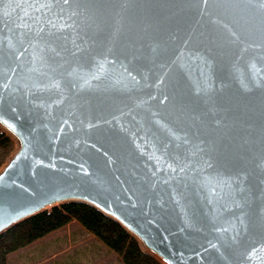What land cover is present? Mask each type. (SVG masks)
I'll list each match as a JSON object with an SVG mask.
<instances>
[{
	"label": "water",
	"instance_id": "water-1",
	"mask_svg": "<svg viewBox=\"0 0 264 264\" xmlns=\"http://www.w3.org/2000/svg\"><path fill=\"white\" fill-rule=\"evenodd\" d=\"M224 2L0 0V232L78 200L161 264H264V39Z\"/></svg>",
	"mask_w": 264,
	"mask_h": 264
},
{
	"label": "trees",
	"instance_id": "trees-1",
	"mask_svg": "<svg viewBox=\"0 0 264 264\" xmlns=\"http://www.w3.org/2000/svg\"><path fill=\"white\" fill-rule=\"evenodd\" d=\"M15 148L13 139L0 127V165ZM76 220L115 252L123 264H161L143 250L137 239L119 222L95 206L71 200L31 215L0 232V264L9 252Z\"/></svg>",
	"mask_w": 264,
	"mask_h": 264
},
{
	"label": "crops",
	"instance_id": "crops-1",
	"mask_svg": "<svg viewBox=\"0 0 264 264\" xmlns=\"http://www.w3.org/2000/svg\"><path fill=\"white\" fill-rule=\"evenodd\" d=\"M60 235L61 237H58ZM45 238L47 242H38ZM59 240L65 242H60L62 243L60 244ZM58 246L70 247L66 252L60 253L67 261H65L67 264H87L90 263L93 257L99 259L101 254L94 256L91 253V246H96V252H99L100 249L103 250L105 247L108 251L115 253L85 227L72 228L61 226L33 240L29 244L9 252L6 256V264H38L37 260H43V263L39 264H63L62 261L57 262L56 260L59 258L56 257L59 251L57 250Z\"/></svg>",
	"mask_w": 264,
	"mask_h": 264
},
{
	"label": "snow or ice",
	"instance_id": "snow-or-ice-1",
	"mask_svg": "<svg viewBox=\"0 0 264 264\" xmlns=\"http://www.w3.org/2000/svg\"><path fill=\"white\" fill-rule=\"evenodd\" d=\"M64 2L67 3L68 0H64ZM219 6L245 10L249 22V30L257 32L259 37L264 39V0H258V3L255 0H225Z\"/></svg>",
	"mask_w": 264,
	"mask_h": 264
},
{
	"label": "rangeland",
	"instance_id": "rangeland-1",
	"mask_svg": "<svg viewBox=\"0 0 264 264\" xmlns=\"http://www.w3.org/2000/svg\"><path fill=\"white\" fill-rule=\"evenodd\" d=\"M63 226H65V227H72V228H80V226H82V225L79 222H77L76 220H71V221H69L68 223H66ZM58 237H61V235L58 236ZM46 240L47 239L45 238V239H41V241H38V242H45ZM58 242L59 243L60 242H63L64 243L65 241L59 240ZM60 244H62V243H60ZM95 247L96 246H91L90 247L91 253L94 256H99L101 254L100 255V258L97 259V258L93 257V259L90 260V263H87V264H123L121 258L117 254L108 251L105 247H104L103 250L100 249L99 252H96L95 251ZM85 248H88V247H85ZM69 249H70V247L67 248V246L66 247L65 246H61V247L58 246V249L57 250H59V251L57 252L58 255L56 257H59V258L56 259L57 262L62 261L63 264H67V263H65L66 260L64 259V257L60 253L66 252ZM61 257H63V258H61ZM36 262L38 264L39 263H43V260H37Z\"/></svg>",
	"mask_w": 264,
	"mask_h": 264
}]
</instances>
